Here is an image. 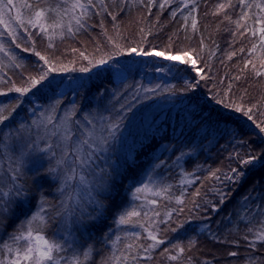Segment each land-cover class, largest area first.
Instances as JSON below:
<instances>
[{"label": "trees", "instance_id": "1", "mask_svg": "<svg viewBox=\"0 0 264 264\" xmlns=\"http://www.w3.org/2000/svg\"><path fill=\"white\" fill-rule=\"evenodd\" d=\"M160 2L162 0H157V5ZM221 2L226 0H196V11L193 13L198 21L196 32L191 30V18L188 21V29L184 27V16L192 6L184 8L181 0H174L170 7L164 10H160L158 6L153 7L150 9L151 14L149 9L144 7L147 0H144V4L139 0V3L130 6L133 8L131 13L140 12L145 16L143 28L152 33L144 41L150 43L148 47L155 46L157 50H162L169 44L171 36L176 45H182L183 48L194 47L202 51L204 60L211 66L210 72L205 69L211 79L201 81L195 90L183 91L185 80L192 81L195 76L192 72L185 71L179 76L175 73L162 72L157 75L156 69L163 68L169 63H163L153 57H126L125 52L120 59V55L115 54L109 60L113 66L120 67L126 72V79L122 82L115 80L112 68L95 74L69 71L66 76L62 75L63 71L53 72L48 80L21 98L23 102L13 114V120L7 121L6 126H0V132L15 133L20 123H24L31 127V139L35 140L38 135L44 137L39 140L41 148L46 147L47 142H51L56 156L50 158L47 152H37L28 159L24 169L25 175L21 180V183L25 184L26 197L16 208L14 215L7 219V223L0 225V244L9 243L11 241L9 236L20 224L19 220L30 218L42 205L45 206V215H52L59 209L61 200L65 199V193L60 191L62 175L71 173L73 168L75 175L79 173L75 166L77 163L68 167L56 165L65 143L68 145V160L74 161L76 159L73 152L74 142L86 139V130H93L92 125H96L94 134L99 135L102 127L119 124L115 138L109 139L107 151L98 153V158L93 164L97 173L101 168L104 169L108 181V191L99 194L98 197L105 207L100 210L98 218L90 222L86 228L75 225V235L79 243L76 250L80 248V251H86L88 245L95 249L88 257V264H101L105 257L111 255L113 248L127 242L124 240L112 245L106 237L114 239L116 234L125 237V231L143 232L142 229L116 223L118 216L128 205L137 207L138 210L156 208L161 212L159 219H166L164 213L170 209L184 208L182 213L174 212L167 224H159L161 229L171 225L172 228H177V231L169 230L164 233L162 238L168 242L153 251L152 259H141L139 264H178L177 261H170L167 256H161L159 253L164 247H170L171 243L187 245L189 239H194L196 246L181 255V264H245V258L249 256L255 257L256 264H260V260L264 259V244L257 242L256 248L250 249L249 241H246L244 236L247 235L249 240H252L253 232H258L264 227V164L254 162L245 168L238 165L231 154L239 152L245 158L248 155L264 157V133L260 132L254 121L248 120L242 113L217 104L213 96L224 99L225 103L243 102L250 106L264 98V77L255 78L249 70H245L242 79L238 81L233 79L241 75L239 70L244 68V60L248 58L247 50L256 38H250V35L240 38L239 33L233 36L235 25L224 20L223 16L214 14V7ZM248 2L251 4L252 0ZM49 3L56 4L59 0H49ZM232 3L233 7L226 9V15L235 20L240 16L244 6L239 4V0H232ZM123 8L127 10V7ZM175 8H182L183 11H177L176 17L172 18L171 10ZM124 12L118 16L122 21L128 17ZM257 12L258 9L252 7L250 15L255 16ZM107 19L109 16L106 13L94 14L89 21L91 25L89 29L81 30L75 37H66L62 41L57 39L54 49L59 46L76 48L86 54L90 49H94L92 45L99 47L101 40H107L100 22L103 21L104 24ZM113 22L118 24L117 20ZM247 24L259 27L254 25L253 20H249ZM143 35L136 33L134 37L127 39L142 41ZM201 38L203 45L200 43ZM36 40L37 50L41 52L42 48H46L47 51L54 50L48 49L46 39L36 37ZM0 42L7 44L8 40L0 38ZM11 47L25 67L16 68L9 62L8 57L0 53V58H3L5 64V67L0 69V77H3L4 81L15 79L17 86H20L21 71L25 77L29 73L35 75L38 70V58L16 49L14 45ZM240 47L245 48V53L229 60L227 53L238 51ZM210 50L215 52L211 59ZM96 52L99 53L97 50ZM107 53L102 52L97 56L100 58ZM197 64L198 67H203V61L199 59ZM16 72L19 78L15 75ZM69 79L75 83L70 85V90L63 95L60 90L67 85L66 80ZM230 82L233 87L232 91L228 92ZM5 84L0 85V90L6 92L10 83ZM170 87H174V91H163ZM144 88L157 90L155 93H146ZM226 93L231 95L227 100L222 96ZM18 95L9 92L0 96V107L16 104ZM121 105L124 107L121 108ZM261 111L264 112V101L261 102ZM48 117H52L51 123H47ZM89 119L92 120V125L88 124ZM262 119L264 116L259 112L255 113L254 120ZM33 120L37 121L39 127L32 125ZM66 130L70 138L65 142L63 136ZM102 134L107 135V132ZM3 143L0 138V165H5L3 167L9 171L18 151L13 152L9 148H4ZM15 143L14 140L10 142L12 146ZM37 159L42 164L39 173L29 171L28 169L33 167V160ZM97 165L99 167H96ZM236 167L245 168V176L241 182L233 184L224 180L225 174L234 175L231 169ZM50 168H57V171L50 173ZM212 171H217L219 180L210 177ZM149 172L152 173L153 179L159 181V185L171 187L169 196L173 199L165 200L147 194H137L139 199L134 197L135 189ZM83 173L91 181L94 179L87 170ZM184 173L193 175L186 177ZM185 179L193 182L184 183ZM197 189L201 193L200 196L193 195ZM220 192L227 193L222 204ZM182 194L184 204L179 205L174 197ZM147 199H158L160 203L147 205ZM193 201L208 206V210L197 209ZM211 205H217L219 210H212ZM88 211L92 209L89 207ZM61 219L62 217H56L55 220L49 221L43 234L50 239L57 235L61 229ZM180 222H183L182 228L178 227ZM205 225H210L218 239L203 230ZM117 228L119 230L115 232ZM249 228H252L253 232H249ZM233 241H238V245L232 243ZM230 252H237L239 255L231 257ZM172 254L177 253L173 251ZM188 257H191V260Z\"/></svg>", "mask_w": 264, "mask_h": 264}, {"label": "snow or ice", "instance_id": "2", "mask_svg": "<svg viewBox=\"0 0 264 264\" xmlns=\"http://www.w3.org/2000/svg\"><path fill=\"white\" fill-rule=\"evenodd\" d=\"M135 2V0H133ZM174 0H162L157 5V0H147L144 4V0L141 3L144 4L145 8L150 9L153 7H159L160 10L170 7ZM128 0H59V3H49V0H0V38H7L8 43L0 42V53L8 57L9 62L18 69H24V64L20 62V58L17 57L12 51V45L16 49H21L24 53H31L38 58V70L33 75L29 73L26 77L23 71H21V84L17 86L15 81H4L3 77H0V82L10 83L7 91L0 90V96L7 95L9 92H15L18 95L17 103L14 105H5L0 107V126H6V122L13 120V114L16 113L17 108L23 102L22 97L32 92L33 89L37 88L43 81L48 80L49 76L53 72H69L79 71L82 73L91 72L93 68L98 65L107 64L109 60L113 58V55H127L142 56V57H155L162 58L163 60L169 61L170 63L163 67L157 68L156 70L165 74L175 73L179 76L180 73L189 71L195 72V76L192 81L185 80L183 91L195 90L200 86L201 81L211 79L207 75L205 69L211 71L210 64L204 60L202 51L194 48H175V54H173V45L175 41L170 36L169 44L164 46L162 50H157L155 46L145 48L143 42L146 41L147 36L151 35L150 30L140 29L143 33L142 42L133 46L125 48L118 43L113 36L107 35V29H104V34L107 40L112 44L114 51L107 53L106 56L102 55L99 59L89 58L84 51L72 48V53H78V59L87 61L86 65L75 67L76 60L69 61L68 64L63 63L54 52H45L42 54L41 51L36 48V37H40L41 40H47L48 49H54L56 47L55 41L60 39L64 40L66 37H75L81 30H87L91 27L89 21L93 15H99L100 13H106L113 21L117 19V14L109 11L110 6H115L120 12L124 11L121 5H126ZM184 8H188L191 5V9L184 16V27L187 30L189 27L188 21L191 18V30L196 32L198 30V21L193 13L196 11V0H181ZM239 4L244 7L241 9L240 16L232 20L228 15L224 16V20L235 25V31L233 36L235 37L239 33L240 38L245 35H250V38H256L255 42L252 43L251 47L247 50L248 58L244 60V68L240 69L241 75L235 76L234 80L242 79V74L245 70H249L255 78L264 77V2H257L252 0L250 4L248 0H239ZM233 7L232 0H226L216 6L214 14H220L225 12L226 9ZM255 7L258 12L255 16L250 15L251 8ZM244 9H248L245 11ZM15 10V11H13ZM177 11H183L182 8H175L171 10L172 18H175ZM249 20L254 21V25L259 27L248 26ZM103 27V21L100 22ZM243 29V31H241ZM188 37H185L187 39ZM200 43L203 45V38ZM29 45V46H25ZM206 48L207 45H204ZM100 49L97 48V51ZM245 48L240 47L238 51H231L227 53L229 60L238 54L245 53ZM215 55L214 51L210 50L209 59ZM195 57V58H193ZM203 61V67L197 66V60ZM42 62V63H39ZM72 65L71 67L69 65ZM184 65L185 67H181ZM5 64L3 58H0V69H3ZM120 76H124V72L119 73ZM198 77V79H197ZM159 87V86H157ZM232 83L228 85V92L232 91ZM146 93H155L156 88H144ZM163 91H174V87L165 88ZM217 104H222L226 108H233L235 112L242 113L248 120L254 121L256 127L259 128L260 132L264 133V119L254 120L255 113L259 112L261 116H264V112L261 111V102L257 101L252 103L250 106L241 102L236 104L232 101L225 103L224 99H217ZM243 100V97H241ZM59 103V101H57ZM124 105H121L123 108ZM54 110V109H53ZM43 115V114H42ZM87 119V118H86ZM123 120V116L120 117ZM52 122V117L47 118V123ZM88 124L92 125V120H88ZM32 125L39 127L37 121L33 120ZM93 130H86V139L77 140L74 142L73 152L75 153L76 159L71 163H78L81 168V175L79 176V187L75 191L73 196H68L61 200L59 209L52 215H41L36 213L30 218L22 221L17 228L10 234L9 238L12 243L3 242V249H6L10 254V257L5 260L0 258V264H88V257L90 253H93L95 249L91 246H87L86 251H81L79 254L76 253L74 245L76 244V238L69 233L64 236L65 242L54 238H48L44 235V230L47 228L49 221L55 220L56 217H62L61 224L65 226V230L71 227L72 224H77L82 227H87L90 222L95 221L98 218L100 210L105 207L102 200L99 199V194L108 191V181L104 175V169H100L99 173L96 172V168L93 167L95 159L98 158V153H104L107 151V144L110 138H115L116 130L119 128V124H108L106 127H102L101 134H94L96 125H92ZM103 132H107V135H103ZM55 133H52L54 135ZM27 137V138H26ZM0 138L3 140V147L9 148L11 151H18V155L15 158L13 166L10 167L7 174H0V225L6 224L7 219L14 215L15 210L18 206L23 203V198L26 197L25 184L21 183L23 176L25 175L24 169L28 159L37 152H47L49 157H55L56 152L53 149L51 142H47L46 147L41 148L39 140L44 137L37 136L35 140L31 139V127L26 126L24 123L15 129V133L12 132H0ZM67 130L63 139L65 142L69 139ZM15 141V145L10 144L11 141ZM244 143V142H241ZM59 147V145H57ZM68 145L65 143L61 149V156L56 160V165L59 167L68 162ZM231 157L235 159L238 165L247 166L253 165L254 162H260L264 164V157L260 155H248L245 158L241 153L236 152L231 154ZM179 160V158H178ZM33 167L28 169L39 173L42 164L40 160H33ZM96 167H99L98 165ZM245 168L236 167L231 169V173L234 175L225 174L223 179L230 181L233 184L241 182L245 176ZM84 170H87L94 179L90 181L86 175L83 174ZM57 168H50V173H55ZM219 171V170H217ZM217 171H212L210 177H215L217 180L220 176H217ZM75 173V168L72 169ZM184 175L191 176L192 173H184ZM73 176H68L64 183L71 179ZM184 183L191 184L193 181L185 179ZM7 189L6 191L4 189ZM63 192V186L60 189ZM171 191L170 186L166 185H152L145 183L141 187L135 189L133 194L136 199H139L137 194L151 193L154 197H162L165 200H171L173 197L169 196ZM194 196H200L201 193L197 189ZM220 203L225 202L227 193L220 192ZM177 204H184L183 194L181 196L174 197ZM247 199V198H245ZM72 200L73 205L69 207L68 201ZM160 201L158 199H147V205H157ZM197 209L204 211L208 210V206H202L193 201ZM92 211H88V208ZM212 210L218 211L217 205H211ZM44 209L41 208V212ZM184 208H173L164 213L166 219H159L161 212L156 208H148L147 210H138L137 207H130L124 210L117 218L116 223L121 226H132L133 228L142 229L141 231H129L125 237H121L116 234L114 239L112 237H106L112 245H117L121 241L126 240L121 244L120 247L113 248L111 255L105 257L101 264H139L141 259L150 260L152 259V253L156 249L160 248L161 245H165L168 241L162 238L163 234L167 231L176 232L177 228H172L168 225L167 228L161 229L159 224H167L168 220L172 219L174 212L182 213ZM77 213H79L77 215ZM34 224L36 227H34ZM178 227H183V222H180ZM203 230L206 231L213 238L215 234L212 232L210 225H205ZM249 232H253L252 228L248 229ZM254 239L249 240L246 235L244 239L249 241L248 247L254 249L257 246V242L264 244V227L258 232H253ZM19 241L25 243L20 246H13ZM143 241V242H142ZM227 242V241H224ZM238 245V241H233ZM196 241L189 239L187 245L182 243H171L170 247H164L160 251L159 255L167 256L170 261H177L181 264V255L187 250L194 248ZM68 248L73 249V255L71 257H64L60 255L65 252ZM122 249V250H121ZM175 251L177 254H172ZM237 252H230L229 256L237 257ZM83 257V259H81ZM191 260V257H188ZM245 264H256L255 257H246ZM260 264H264V259L260 260Z\"/></svg>", "mask_w": 264, "mask_h": 264}, {"label": "rangeland", "instance_id": "3", "mask_svg": "<svg viewBox=\"0 0 264 264\" xmlns=\"http://www.w3.org/2000/svg\"><path fill=\"white\" fill-rule=\"evenodd\" d=\"M97 2H98V0H97ZM135 3H139V0H135V2H133V0H128V3L126 4V5H121V7H127L126 9L127 10H124L123 12L126 14V15H128V17L126 18V19H123V21L122 20H120V17L118 18V16H121V14L123 13V12H120L119 11V9L117 8H115V7H112V6H110L109 7V11H112V12H114V13H116L117 14V23L118 24H116V23H114L113 22V20L111 19V17H109V19H107L105 22H104V24H103V28L102 29H107V35L108 36H113V38L118 42V43H120L122 46H124L125 48H127L128 46H133V45H135L136 43H138V44H140L142 41L141 40H137V39H127V38H132V37H134V35L137 33V34H140L141 32H140V29L141 28H143V21H144V14L143 13H140V12H132L131 13V10L133 9H131V7L130 6H132V5H134ZM215 9H216V6L214 7V12H215ZM227 11H225V12H222V13H220V14H215V15H221V16H225L227 13H226ZM102 14V13H101ZM229 14V13H228ZM217 17V16H216ZM120 24V25H119ZM224 24V23H223ZM114 29V30H112V29ZM224 28V27H223ZM132 31V32H131ZM102 32H103V30H102ZM227 32H229V31H227ZM101 34V33H100ZM103 34H104V32H103ZM127 36V37H126ZM127 39V40H126ZM101 47L99 46V47H97L95 44L94 45H92L91 47L92 48H94V49H90L88 52H86V55H88L89 56V58L91 59V58H95V59H99L98 58V54L99 53H101L102 54V52L103 53H107V52H112L114 49H113V46H112V44H110L109 42H108V40H101ZM103 42H105V43H103ZM98 43V42H97ZM150 45V43H148V42H143V45L142 46H144V47H148ZM27 46H29V45H27ZM176 47H179L180 49H184L183 48V46L182 45H176V44H174L173 45V51H175V48ZM97 48H99L100 50H99V53L98 52H96V50H97ZM186 48H189V47H186ZM43 50V52H42V54L43 53H45V52H54L56 55H57V57L63 62V63H69V61H73V60H76L77 61V63L75 64V67H80V66H82V65H86L85 63L87 62V61H83V60H80V59H78V53H72L71 52V48H65V47H60L59 46V48H56V49H54V50H51V51H47L46 50V48H42ZM59 49V50H58ZM45 50V51H44ZM95 52V53H94ZM105 56V55H104ZM122 56H124V55H120L119 56V59L122 57ZM126 57H129V55H127ZM132 57L133 58H138V57H142V56H136V55H132ZM143 58H147V57H143ZM154 59H156V60H158V61H161V62H163V63H170L169 61H166V60H163L162 58H155V57H153ZM193 58H195V57H193ZM85 62V63H84ZM105 65V64H104ZM107 65V67L106 68H103V69H101V70H98L97 72H95V73H98L99 71H102V70H105V69H108V68H112V70L115 72V80L117 81V82H122V81H124L125 79H126V72L122 69V68H120V67H117V66H113V64H111V62H109L108 61V63L106 64ZM70 67L72 66L71 64L69 65ZM100 66H103V65H98L96 68H98V67H100ZM182 67H185L184 65H181ZM197 66H198V64H197ZM96 68H93L92 70H91V72H89L90 74H95V73H92L93 72V70L94 69H96ZM121 71H123L124 72V76H120L119 75V73L121 72ZM194 75H196L195 74V72H192ZM156 74L157 75H160L161 74V72H159V71H157L156 72ZM15 75H17V77L19 78V76H18V74H17V72L15 73ZM63 76H66L67 75V72H64L63 74H62ZM27 76V75H26ZM197 79H198V77H197ZM14 81L16 82V80L14 79ZM17 83V82H16ZM66 83H67V85L66 86H64L61 90H60V93L61 94H66L69 90H70V85H72V84H74L75 83V81L74 80H72V79H69V80H66ZM0 85H6L5 83H3V82H1L0 83ZM222 96H224V97H226V100L228 99V98H230L231 97V95L230 94H223ZM71 159H69L68 160V162L67 163H65V164H63V166H66V167H68L69 165H73V163H71ZM3 166H5V165H3ZM3 166H1L0 165V174L1 173H7V169L5 168V167H3ZM76 166V169H78L79 170V173L77 174V175H75V173H73V172H71V173H69V174H63L62 176L63 177H61V184H62V186H63V192L65 193V198L66 197H68V196H73L74 195V193H75V191L78 189V187H79V176L82 174L81 173V168L79 167V165H78V163L75 165ZM85 171V170H84ZM84 174V173H83ZM151 172H149L148 173V175L145 177V178H142V180L140 181V183H139V185H138V187H141L143 184H145V183H147V184H149L150 186H152V185H159V181L157 180V179H153L152 177H151ZM74 175V179H71V180H69L68 182H67V184H65L64 183V181H65V179L68 177V176H73ZM85 175V174H84ZM88 178V177H87ZM63 179V180H62ZM89 179V178H88ZM90 180V179H89ZM91 181V180H90ZM5 191L7 190L6 188L4 189ZM145 194H147V195H151V193H145ZM40 204H42V203H40ZM68 204H69V207H72V205H73V201L72 200H69L68 201ZM130 206L131 205H128V206H126V209H129L130 208ZM41 208H45V206L44 205H42L40 208H39V210L36 212V213H40L41 215H45L44 214V211L43 212H41ZM35 213V214H36ZM24 221V220H23ZM22 222V220L20 219L19 220V223H21ZM73 225V226H72ZM71 225V227L70 228H68L67 230H65V226H63L62 224H61V229H59V233L57 234V235H55L53 238L54 239H57V240H60L61 242H65L64 241V239H63V237L64 236H66V235H68L69 233H71V235L72 236H74L75 238H76V235H75V225L76 226H80V225H77V224H72ZM34 227H36V225L34 224ZM0 230H1V228H0ZM119 230V228H117L116 229V231L115 232H117ZM126 233L127 232H129V231H125ZM1 234V233H0ZM10 244L12 243V241H10L9 242ZM25 242L24 241H19V242H17L15 245H13V246H20V245H23ZM0 258H3V259H5V260H7L9 257H10V254L7 252V250L6 249H3V244H0ZM79 246V243H78V241H77V239H76V244L74 245V247H75V250H76V248ZM80 249V248H79ZM78 249V251L76 250V253L77 254H79L81 251ZM80 251V252H79ZM60 255H62V256H64V257H71L72 255H73V249L72 248H68L65 252H62ZM61 264H64V261H61Z\"/></svg>", "mask_w": 264, "mask_h": 264}, {"label": "water", "instance_id": "4", "mask_svg": "<svg viewBox=\"0 0 264 264\" xmlns=\"http://www.w3.org/2000/svg\"><path fill=\"white\" fill-rule=\"evenodd\" d=\"M106 67H107V65H106V64H105V65H103V66H100V67H98V68L94 69L92 73H95V72H97L98 70H101V69H103V68H106Z\"/></svg>", "mask_w": 264, "mask_h": 264}]
</instances>
